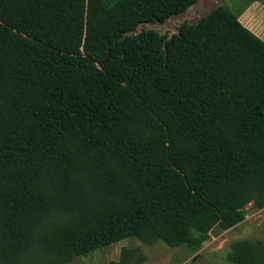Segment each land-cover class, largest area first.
<instances>
[{"label":"trees","instance_id":"trees-1","mask_svg":"<svg viewBox=\"0 0 264 264\" xmlns=\"http://www.w3.org/2000/svg\"><path fill=\"white\" fill-rule=\"evenodd\" d=\"M196 0H0V264L124 238L198 249L264 207V40ZM121 248L108 264H137ZM226 264H264V238Z\"/></svg>","mask_w":264,"mask_h":264},{"label":"rangeland","instance_id":"rangeland-1","mask_svg":"<svg viewBox=\"0 0 264 264\" xmlns=\"http://www.w3.org/2000/svg\"><path fill=\"white\" fill-rule=\"evenodd\" d=\"M218 5L234 8L232 0H196L184 11L171 15L162 23H139L131 33L140 29H152L169 36L176 31L181 21L194 23ZM237 18L242 25L264 40V0L251 1ZM244 210L241 221L224 230L212 228L205 241L194 251L186 250L182 246L170 247L162 241L145 244L134 238H124L99 246L87 254L74 255L64 264H108L110 260L117 259L121 248L129 249L134 257L142 256V260L137 264H226L225 252L232 241L241 238H264V207L257 209L249 202L244 206Z\"/></svg>","mask_w":264,"mask_h":264}]
</instances>
